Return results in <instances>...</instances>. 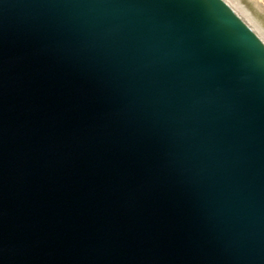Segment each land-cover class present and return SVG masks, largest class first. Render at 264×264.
<instances>
[{
    "label": "water",
    "instance_id": "obj_1",
    "mask_svg": "<svg viewBox=\"0 0 264 264\" xmlns=\"http://www.w3.org/2000/svg\"><path fill=\"white\" fill-rule=\"evenodd\" d=\"M0 264H264V40L226 0H0Z\"/></svg>",
    "mask_w": 264,
    "mask_h": 264
},
{
    "label": "rangeland",
    "instance_id": "obj_2",
    "mask_svg": "<svg viewBox=\"0 0 264 264\" xmlns=\"http://www.w3.org/2000/svg\"><path fill=\"white\" fill-rule=\"evenodd\" d=\"M264 32V0H235Z\"/></svg>",
    "mask_w": 264,
    "mask_h": 264
},
{
    "label": "bare ground",
    "instance_id": "obj_3",
    "mask_svg": "<svg viewBox=\"0 0 264 264\" xmlns=\"http://www.w3.org/2000/svg\"><path fill=\"white\" fill-rule=\"evenodd\" d=\"M238 13L239 15L247 21V23L260 35L264 40V32L262 29L253 21V19L247 14L246 8L240 6V4L235 0H226Z\"/></svg>",
    "mask_w": 264,
    "mask_h": 264
}]
</instances>
